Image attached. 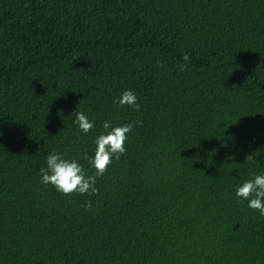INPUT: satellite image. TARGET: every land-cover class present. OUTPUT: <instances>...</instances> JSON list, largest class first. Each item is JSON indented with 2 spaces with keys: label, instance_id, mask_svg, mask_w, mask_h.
I'll use <instances>...</instances> for the list:
<instances>
[{
  "label": "trees",
  "instance_id": "trees-1",
  "mask_svg": "<svg viewBox=\"0 0 264 264\" xmlns=\"http://www.w3.org/2000/svg\"><path fill=\"white\" fill-rule=\"evenodd\" d=\"M105 121L143 125L99 195L41 183L51 152L93 174ZM261 174L264 0H0V264H264Z\"/></svg>",
  "mask_w": 264,
  "mask_h": 264
},
{
  "label": "clouds",
  "instance_id": "clouds-1",
  "mask_svg": "<svg viewBox=\"0 0 264 264\" xmlns=\"http://www.w3.org/2000/svg\"><path fill=\"white\" fill-rule=\"evenodd\" d=\"M79 57H75L77 60ZM182 60L190 63V56L184 54ZM158 67H164L162 59L157 60ZM180 71H185L187 63L181 64ZM138 96L131 90L124 91L120 97L114 100V103L121 107H131L135 111H140ZM74 123L78 125L80 131L85 135L95 129V122L90 121L84 112L79 108L73 114ZM142 126L143 121H134L130 124H124L112 127L110 121L103 123L104 133H101L95 140L96 150L94 156H89L87 152L83 153L82 159L87 161L94 173L87 174L84 165L78 159H68L66 154L51 152L46 156V166L40 169L41 183L53 186L57 192L71 196L73 194L82 196L99 195L97 187L98 178H102L108 171L113 160L126 155V142L129 134L137 126ZM256 159L255 154L246 157V163ZM238 202L248 201L247 206L253 209L261 216H264V174L256 175L253 180L245 181L236 189L235 193ZM85 210H91V200L82 204Z\"/></svg>",
  "mask_w": 264,
  "mask_h": 264
},
{
  "label": "bare ground",
  "instance_id": "bare-ground-1",
  "mask_svg": "<svg viewBox=\"0 0 264 264\" xmlns=\"http://www.w3.org/2000/svg\"><path fill=\"white\" fill-rule=\"evenodd\" d=\"M43 69H44V68H43ZM43 72H48V71H44V70H43ZM89 72H90V71H89ZM50 73H51V72H50ZM81 76H82V75H81ZM78 77H79V76H78ZM84 77H85V76H84ZM100 80H101V79H100ZM95 87H97V86H95ZM95 89H96V88H95Z\"/></svg>",
  "mask_w": 264,
  "mask_h": 264
}]
</instances>
